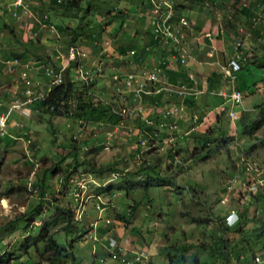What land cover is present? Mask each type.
<instances>
[{
	"label": "rangeland",
	"instance_id": "374dc122",
	"mask_svg": "<svg viewBox=\"0 0 264 264\" xmlns=\"http://www.w3.org/2000/svg\"><path fill=\"white\" fill-rule=\"evenodd\" d=\"M13 1L0 0V56L22 55L0 89L8 104L0 107L8 119L0 138V259L46 264L40 259L43 233L73 255L63 264H121L120 247L145 250L143 264H170L169 256L174 264H193L194 256L198 264H264V93L255 89L264 87V69L255 67L264 62V0H168L177 18L189 22L213 18L224 29L226 19L233 21L225 30L234 37L243 29L255 66L237 75L242 106L215 103L204 94L201 106L189 111L198 116L196 123L157 138L158 127H143L133 116L123 125L121 119L106 125L73 109L51 118L35 105L53 88L48 67L58 71V85L71 84L68 109L69 102L77 109L78 103L111 102V75L129 72L131 51L154 64L136 38V32L145 36L142 26L149 32L147 0H68L74 9L62 0H23L25 8L16 9ZM253 16L260 18L257 27ZM71 47L85 57L69 61ZM80 62L99 71L88 87ZM192 73L204 88L210 76ZM11 90L14 96L5 95ZM13 105L18 107L9 111ZM230 111L236 120L229 119ZM143 165L154 171L139 172ZM35 208H41L37 217ZM57 208L73 213L68 233ZM109 238L118 241L113 253Z\"/></svg>",
	"mask_w": 264,
	"mask_h": 264
},
{
	"label": "built area",
	"instance_id": "2783aa9c",
	"mask_svg": "<svg viewBox=\"0 0 264 264\" xmlns=\"http://www.w3.org/2000/svg\"><path fill=\"white\" fill-rule=\"evenodd\" d=\"M147 1L149 4L148 24L150 26L149 30L152 44L145 47V52L151 54L152 58L154 56L155 62L149 65L148 62H145L146 58L141 60V55L138 56L134 51H131L130 59L128 60L130 62L128 65L131 66L129 72L119 74L113 72L110 78L113 99L111 102H106V105L111 108V112L114 115L121 119V125H123L127 118L133 116L143 122V127H158L159 130L154 131L155 138L158 137V133L161 131H166V133H164L166 135L176 134L179 130L181 121L191 126L192 123L194 124L198 120L196 114L189 115L188 106L184 103V100L190 98L193 101H197L200 96L210 92L224 101H229L234 106H242L244 95L242 91L236 87L235 82L236 74L242 70L249 60L243 39L236 38L234 40L233 48L235 55L230 57L225 64L215 62V65L220 67L222 74L227 78L230 84L229 91H215L200 88L198 79L191 71L187 72L186 82L172 84L168 80L167 74L169 70L179 64L188 67L189 63L194 60V55L188 39L189 31L192 29V26L184 16H178L177 18L174 11V3L172 1ZM23 3V0H14L12 6L16 9H20L21 7L24 9ZM243 5L244 7H248L249 2ZM26 7L28 8V5H26ZM259 19L260 18L253 16L250 18V22L255 27L256 25L258 26ZM217 30L220 32L221 27H218ZM238 31L240 34H244L242 28ZM205 36L209 38L212 36V33L207 32ZM160 49L165 53L162 57L159 53ZM77 50L78 49L74 47L70 48L68 55L69 61L75 62L76 57L78 59H80L81 56L85 57V54L82 53L81 55ZM207 56L208 58H212L213 53L209 52ZM121 57L122 55L119 57L120 61L128 63ZM81 65L82 62H80L78 71L84 84L88 87L94 82V79L98 77L99 71L95 68V72L92 73L87 68L83 69V65ZM17 66H19L18 58H11V56L5 58L0 56V89L4 87L2 85L4 77L11 76ZM112 70L115 71L116 69L113 67ZM45 71L49 77H52L53 87L58 85L60 81V78H58V71L52 67L46 68ZM23 77H26L25 73ZM50 91L51 89L49 92ZM261 91L262 89L260 88L257 90V92ZM48 93L45 96L37 97V99L43 100ZM159 95H165L163 97L164 99L162 98L163 100L159 101L157 99ZM1 106L2 100L0 93V107ZM14 107L18 106H11L9 111ZM72 109L76 110V107L69 102V113L70 111L72 112ZM229 119L236 120L237 115L230 111ZM7 121L8 119L5 115H0V138L5 136ZM116 130L118 129L116 128L114 133H116ZM140 143L145 145L148 141H141ZM108 246L110 253H113L119 248L118 241L113 238H109ZM120 248L122 250V255L118 258L121 264H143L148 260L149 256L145 250L132 251L127 247ZM100 263H104V260H100Z\"/></svg>",
	"mask_w": 264,
	"mask_h": 264
},
{
	"label": "crops",
	"instance_id": "0c3cea01",
	"mask_svg": "<svg viewBox=\"0 0 264 264\" xmlns=\"http://www.w3.org/2000/svg\"><path fill=\"white\" fill-rule=\"evenodd\" d=\"M188 2H189L190 5H193V4L190 3V1H187V3ZM142 8L140 10H142ZM147 12H149V6H148V11ZM187 12H188V16H192L193 11L188 10ZM180 14L183 15V13H181V12H180ZM193 15H196V13L193 14ZM143 16L145 17L144 20H146V15L143 14ZM227 17L230 19V16H227ZM231 22L233 24H235L233 21H231ZM123 25H124V23H123ZM190 25L192 26V29L189 31L188 39H189V44H190V46L192 48V53L194 55V60L189 63L188 67H184V66L179 64V65H175L171 70H169V72L167 74L169 82L172 83V84L186 82L187 81V72L188 71H191V72L194 71L196 74H198V73L199 74H203V75L206 74V75H208L210 77H212L213 74H215L218 77L217 82L213 86H211L212 83L208 84L207 80H206V81H204V86L203 87L206 90H215V91L225 90V91H229V87H226V83H229V82L227 81V78L222 74V72L220 70V67L218 65H215L216 64L215 62L221 63V64H225V62L230 57L234 56L235 55V51H234V48H233L234 40L236 38H242L243 41H244V39L246 37V34H244V35L237 34L236 36L231 37L230 35H228V32L225 30V28L223 29V27L219 26L220 23L219 22L216 23L215 19H213V18H207L206 19L204 17L201 22L199 20L198 21L191 20L190 21ZM218 27H221L220 32H218V30H217ZM142 29H144L143 31L145 32V36H144V34H140L139 32H136L137 33V37L136 38H139L140 42H141V40H143L144 43L143 42L142 43H143L144 47H146V46L152 44L151 34H150V30H149V32H146V26H144V28L142 26ZM196 29H198V30H196ZM207 32L212 33V36L209 37V38H206L205 34ZM125 33L121 34L122 37H120V35H119L118 38H120V41L125 40V36H128V34L127 33L125 34ZM142 36L144 37V39H142ZM244 46H245V43H244ZM118 47H119V45H118ZM245 48H246V46H245ZM246 51H247V48H246ZM209 52L213 53V57L212 58H208L207 55L209 54ZM159 53H160L161 57L165 55V53L163 51H161V49H160ZM115 57H117V56H115ZM256 57H258L257 54H256ZM148 59H149V57L146 58L145 62H147ZM263 61H264V58H263ZM248 65L255 66L253 64H248ZM256 65L257 66L258 65H262L261 67H258V68H263L264 69V62H261V63L256 64ZM257 66H255V67H257ZM244 67H246V66H244ZM242 70H243V68H242ZM239 73L236 74V82L238 80L237 79V75ZM10 78L11 77L9 76L8 79H10ZM8 83L10 84V83H12V81H8ZM13 88H14V86L12 87V90H13ZM200 88H202V86H200ZM259 88L262 89V91L261 92H257V93L263 94L264 93V87L261 88V87L257 86L255 88L256 91ZM12 90L9 93H8V91H5L7 93L5 95L11 94L12 96H14V94H12L13 93ZM5 95L3 97H6ZM164 96L163 95H159L157 97V99L159 101H161V100L164 99L163 98ZM206 96H207V98L208 97L213 98L215 103L218 100L221 99L219 97H215L213 95L211 96L209 94L204 95V97H202V98L204 99V98H206ZM6 98L10 99V97H6ZM198 101L199 100L193 101L190 98H186L184 100V103L188 106V111H192V107L194 108V107H197V106H199V107L201 106V105L198 104ZM221 101L224 102L223 99H221ZM3 103L4 104H2V108L1 109H8V104L6 103L5 100L3 101ZM179 126L180 127L182 126V128H184V126H185V128L187 129V127L190 126V125H188L184 121H181ZM178 131H180V129ZM187 133H188V131H187ZM164 135H166V134H164ZM104 263H101V264H104Z\"/></svg>",
	"mask_w": 264,
	"mask_h": 264
},
{
	"label": "trees",
	"instance_id": "16d2710c",
	"mask_svg": "<svg viewBox=\"0 0 264 264\" xmlns=\"http://www.w3.org/2000/svg\"><path fill=\"white\" fill-rule=\"evenodd\" d=\"M190 1L191 4H199L197 0H186ZM62 3L65 7L74 9L75 8V3H72L71 1L68 0H62ZM252 5V4H251ZM250 9V8H248ZM250 18V17H249ZM233 26V23L226 19L225 20V28L228 26ZM123 52L124 49H121ZM9 56V55H7ZM4 57V56H3ZM15 57V56H14ZM16 58L21 60L22 55H17ZM249 64V60L247 64L245 65L246 67H243V69L247 68ZM263 64V63H262ZM262 65H258L257 67H261ZM217 75L213 74L212 77H209L207 79V83H212L211 86H213L217 82ZM213 80V81H212ZM212 81V82H211ZM72 93V87L71 84L67 83H62L59 85H56L51 89V91L48 93V95L43 99V100H37L38 102L35 104L36 105V111L44 114V115H49L51 118H58V117H64L66 114H68V101L70 99V95ZM77 112L81 114V116L91 122L94 123H102L106 125H116L120 121V118L116 115H114L111 112V108L107 105H103L101 102L97 103H92L88 101L86 104L83 103H78L77 105ZM263 119H264V111L262 113ZM261 122L256 124L253 128L250 129V132L257 128L260 125ZM146 170H153V168H150L148 166H141L139 172H143ZM161 185L163 183H158V185ZM41 208H35L31 214L33 216H38L40 213ZM58 210V217L62 218L63 221L66 223L64 227V232L68 233L71 231L72 226L71 222L73 221V213L70 212L67 209H61L57 208ZM41 242L44 243V248L42 253L40 254V259L46 263V264H63L66 261L70 260L69 256H73L72 254H69L66 252L64 248H62L54 239V236L52 234H41L40 236ZM38 242V241H37ZM212 251H216L215 248L211 249ZM12 255V254H10ZM11 258L5 259L1 258L0 261L2 263L8 264ZM12 259H15L14 257ZM167 260L170 262V264H174V258L172 256H169ZM72 262V261H71ZM193 264H198V257L194 256L193 257Z\"/></svg>",
	"mask_w": 264,
	"mask_h": 264
}]
</instances>
